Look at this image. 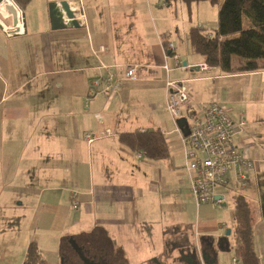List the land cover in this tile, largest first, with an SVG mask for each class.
Listing matches in <instances>:
<instances>
[{
    "label": "crops",
    "instance_id": "1",
    "mask_svg": "<svg viewBox=\"0 0 264 264\" xmlns=\"http://www.w3.org/2000/svg\"><path fill=\"white\" fill-rule=\"evenodd\" d=\"M33 1V5L40 4L37 14L45 22L43 29L36 26L34 16V23L26 22L23 34H5L6 38L0 30V212L5 213L0 218V233L13 235L0 237V246L5 244L0 264H23L31 242L38 244L49 264H63L74 250L73 243L96 249L108 264H131L132 253L126 246L156 238V228L164 244L162 256L155 257L159 261L165 260L178 236L189 230L197 244L203 239L200 246H206L211 258L215 256L212 248H217L214 264H238L242 260L233 232L236 194L244 195L250 206L253 247L264 264V188L257 192L251 187L244 191L232 188L233 184L242 187L236 172L228 174L230 189L223 190L219 216L205 214L198 220L197 215L175 214V180L191 182L184 145L165 107L167 82L184 81L191 109L203 113L218 100L229 107L235 120L244 119L246 123L235 135L236 145L257 160L245 170L247 185L242 188H246L248 182L260 179L257 166L264 165V109L262 104L253 109L260 102L251 101L257 91L258 100L264 98V69L224 73L206 64L192 46L182 45L198 25L189 14L199 3L67 0L80 26L54 30L47 4L62 0ZM1 13L0 22L13 26L12 16L3 9ZM199 23L213 22L204 17ZM167 42L174 44V52L187 61L188 69L175 65L173 57L166 58ZM32 44L34 59L29 55ZM66 46L70 54L63 51ZM28 61L37 65L36 73L29 76L23 69ZM128 65L138 66L136 79L125 76ZM109 71L121 82L118 90L110 97L90 95L91 80ZM106 129L114 134L92 143L84 138L86 132ZM154 130L166 138L167 157L150 159L120 139L123 133ZM138 152L145 155L140 158ZM72 192L77 193V208L72 205ZM5 196L15 204L6 203ZM185 196L196 203L191 187ZM227 197L232 201L230 221L222 216L228 210L224 208ZM16 221L17 226L12 224ZM20 234L24 242L18 246ZM153 260L146 264H156Z\"/></svg>",
    "mask_w": 264,
    "mask_h": 264
},
{
    "label": "built area",
    "instance_id": "2",
    "mask_svg": "<svg viewBox=\"0 0 264 264\" xmlns=\"http://www.w3.org/2000/svg\"><path fill=\"white\" fill-rule=\"evenodd\" d=\"M16 6V1L13 0ZM19 7V6H18ZM20 9V7H19ZM77 15V14H76ZM20 23V20H19ZM18 26L7 27L3 24V31L7 36L23 34L24 28ZM199 26L204 25L199 23ZM14 29V30H11ZM211 36V33L209 34ZM102 50L105 48L102 47ZM173 44L170 43V57H173ZM169 56L166 55V58ZM175 65L186 70L189 65L183 64L177 55L173 57ZM164 67L169 70L166 63ZM206 64H201V68H206ZM137 65H128L125 69V76L129 79L137 78ZM121 82L117 81L115 74L109 71L108 74L91 80L89 93H98L111 96L116 92ZM167 100L165 107L172 116L177 132L184 145L185 168L188 173L193 196L198 206L205 203L218 204L216 196L224 195V189L229 186L230 172H236V180L242 187L247 185L246 169L253 168L256 159L249 158L235 143L234 136L238 129L246 122L244 119L235 120L229 113V109L218 100L213 101L204 108L203 113L189 107V87L184 81L167 82ZM186 118L188 133L185 134L178 124V120ZM114 134L110 129L104 132H86L84 138L87 142L102 138L104 135ZM142 158L144 152H138ZM72 205L79 206L76 192H72ZM222 200L219 201V204Z\"/></svg>",
    "mask_w": 264,
    "mask_h": 264
},
{
    "label": "trees",
    "instance_id": "3",
    "mask_svg": "<svg viewBox=\"0 0 264 264\" xmlns=\"http://www.w3.org/2000/svg\"><path fill=\"white\" fill-rule=\"evenodd\" d=\"M23 9L31 0H15ZM220 5L217 26L195 25L189 39L206 64L224 73L264 69V0H183ZM211 33V36L209 35ZM236 61V63H234ZM121 141L134 150H143L150 159L169 155L166 138L160 130L129 132ZM191 226H188L190 229ZM234 236L238 257L244 264H260L253 247L252 211L242 194L234 196ZM189 238V230L178 236ZM23 264H49L36 242H31Z\"/></svg>",
    "mask_w": 264,
    "mask_h": 264
},
{
    "label": "rangeland",
    "instance_id": "4",
    "mask_svg": "<svg viewBox=\"0 0 264 264\" xmlns=\"http://www.w3.org/2000/svg\"><path fill=\"white\" fill-rule=\"evenodd\" d=\"M33 2L34 1L31 0L23 9L16 2L17 5L20 7V11L18 10L20 12L19 13V15H20L19 16V20L22 21V24H23L22 11H24V13H25V21L28 22L29 25L34 23V21H35L36 26L39 29H43L45 27V24H44L45 22L41 18H39V15L37 14L38 11L41 9L40 4L33 5L34 4ZM51 2H53V1H48V4H47L48 10H49V4ZM196 6H198V4H194L193 5V9H192V11L189 14L191 16V19H192L193 23H198L199 24V21H203L204 17H206V18H210L213 23L212 24L206 23V24H204L205 26L211 27V26L215 25L216 23L218 24V14H219V9H220V5L219 4L211 3V2H207L206 1V2H203V3H199L198 9H196L197 8ZM206 6H208L207 9L203 10ZM210 8H213L212 11H210ZM214 8L216 9V13H215V9ZM185 13L188 14L187 11H185ZM34 16H35V20L32 21ZM10 20L13 22L12 19H10ZM7 25L11 26V22H10V24H7ZM0 30H1V33L4 35V37H6V35H5L6 33H3V31H2L3 29L0 28ZM11 30H14V29H11ZM24 32H25V30H24ZM163 38H164V36L161 39H163ZM184 39L185 38H183L184 42H183L182 45L185 48H186L187 44H189L190 46H192L194 48V46L190 42L189 38L186 41ZM170 43H172V42H167L166 43V50H167V54L166 55H168L169 57H170ZM33 46H34V44H32L30 46L31 47V52H30L29 55L32 56L31 59H34L36 57V54L34 53V47ZM172 50L173 51L171 52V54L174 57V55H177L174 52V44H173V49ZM194 50H195V48H194ZM63 51L65 52V54H70L68 46L63 47ZM178 58H179V56H178ZM179 60H180V58H179ZM28 62L24 64V68H23L24 72H25V74L27 76H29L30 73H32V72L36 73L35 67H37V65L36 66L32 65V63H34V62H32V63H30V62L28 63ZM182 63H183V61H182ZM234 63H236V61H234ZM177 66L180 67L179 65H177ZM39 80L34 81V84H37V82ZM34 88L38 89L39 85H38V87L36 86ZM166 89H167V86H166ZM256 93L257 94L254 96V98H251V101L252 102H260V104L257 105V103H256L253 106V109H255V110L259 109L261 107V104L263 105V109H264V98L258 100V91ZM228 109H229V107H228ZM247 122H248V120H247ZM244 129H248L247 126H244ZM255 129H256V127H254V130ZM256 134H257V132L255 134H253L254 138L256 137ZM234 140H235V143H236L237 138L235 136H234ZM260 165H261V163H260ZM257 168H259L258 171H260V175H259L260 179L259 180H254L252 182H248V187H246V188H242V187L238 188V186L235 185V184L231 185V187L232 188L234 187V189L237 188L240 191H244V189H248L250 187L253 188L251 191H256V192L260 191L262 188H264V180H263V178H264V165H261V167L257 166ZM253 171H254V169H253ZM252 178L254 179V175L252 176ZM253 179H251V180H253ZM3 182H6V180H3ZM174 186H175L174 205H175V214L176 215L179 214V213L180 214L181 213H186L187 218H191V215H192V217H194V215L195 216L197 215L198 220H200V219L203 220V217L205 216V214L211 216V218L216 213L219 216V213L221 212L220 208H222L220 205H215L214 203H207V204L205 203V204H202L201 206H199L197 208L196 203L195 202L193 203V201H192L193 199L190 200V199L186 198L185 195H186L187 191H190L191 184L179 183L178 180L176 179L175 183H174ZM228 189H230V186H229ZM4 200H5L6 203L15 204L13 202V198H11L9 196H5ZM226 201H227L228 204L226 206H224V208L228 209V208L231 207V204H232L231 198L227 197ZM230 212H231V210L228 209L226 213L222 214V216H224L223 217L224 220L227 221L229 219L227 217H228V215H230ZM4 215H5V213L1 211L0 212V218H2ZM16 218L19 219L18 216ZM18 221L13 222L12 224L17 226L18 225ZM228 221H230V220H228ZM154 227H156V226H153V228ZM17 232H18V230H17ZM153 233H154V235L156 236L157 239L152 237V238H149V240H147L148 242H145L144 244H138V245H135V246H133V245L126 246L127 251L129 250V252L132 253V259L130 261L131 264H146L148 259H150L152 257L155 258L157 256H159V257L162 256L161 253H163L164 244H163V242L160 239V236H159L160 232L156 228L153 231ZM10 234H12V233H0V237L6 238L8 236H13V235H10ZM18 238H19V241H20L18 246H20V244H22L24 242V235L20 234V236ZM4 245L5 244H2V246H0V254H3L4 251H5V246ZM238 264H244V263L242 261H239Z\"/></svg>",
    "mask_w": 264,
    "mask_h": 264
},
{
    "label": "water",
    "instance_id": "5",
    "mask_svg": "<svg viewBox=\"0 0 264 264\" xmlns=\"http://www.w3.org/2000/svg\"><path fill=\"white\" fill-rule=\"evenodd\" d=\"M4 0H0V16L4 18L2 12V9L7 12V14L12 16L13 19V26H18L19 23V11L17 8L11 4H5L2 7V3ZM49 17H50V23L51 27L54 30L57 29H65L69 26H75L79 27L80 26V21L77 18L75 10L72 8L70 5L69 1L67 0H62L60 2H51L49 4ZM22 19H23V27L24 30H26V21H25V13L22 11ZM10 23V22H9ZM0 28H3L2 22H0ZM14 35L17 34V32L13 33ZM183 64H187V61H183ZM179 126L182 128L183 132L185 134L188 133V127H187V121L186 118H181L178 120ZM218 200V205L219 201L223 199L224 196L219 194V188H218V195L215 198ZM231 233L230 229H227L226 235H229ZM196 241V240H195ZM203 243V239H201L200 243H196L194 247L189 246L188 248H184L181 251H179V255L181 257H187L188 261H192L191 264H214L217 259H216V254L215 252L217 251V248H212V251L214 252V258H211V255L208 253V250L206 246H200ZM214 241L212 242L213 246ZM220 240H218V249H220ZM74 248L80 253V258L82 260V264H98L95 261L88 259L83 253L82 249L80 248L77 243H73ZM190 252L194 256H190ZM154 261H156L158 264H162L157 258H154ZM195 261V262H194ZM81 264V263H80Z\"/></svg>",
    "mask_w": 264,
    "mask_h": 264
},
{
    "label": "flooded vegetation",
    "instance_id": "6",
    "mask_svg": "<svg viewBox=\"0 0 264 264\" xmlns=\"http://www.w3.org/2000/svg\"><path fill=\"white\" fill-rule=\"evenodd\" d=\"M8 27V26H7ZM186 240L184 238H178L176 239L166 251V258L165 260L160 261L162 264H191L190 261L187 260V257H181L179 255V251H181L184 248H188L189 246L194 247L196 245V240L194 237L190 236ZM82 247V248H81ZM82 253L88 258L93 261H95L98 264H108V261L105 260L101 252H97L96 249L90 248L86 249L85 246H81ZM74 248V247H73ZM174 253V254H173ZM190 256L194 258L192 253L190 252ZM64 263L63 264H82V260L80 258V253L74 248L73 252L69 256L64 257ZM154 261V260H153ZM195 262V261H194ZM153 263V262H150ZM158 264V263H156Z\"/></svg>",
    "mask_w": 264,
    "mask_h": 264
},
{
    "label": "bare ground",
    "instance_id": "7",
    "mask_svg": "<svg viewBox=\"0 0 264 264\" xmlns=\"http://www.w3.org/2000/svg\"><path fill=\"white\" fill-rule=\"evenodd\" d=\"M3 4H11L13 6H15L17 8V10L20 11L19 7L15 5V3L13 2V0H4ZM20 13V12H19ZM9 28V27H8ZM18 28H22L23 29V24L22 22L19 23V27Z\"/></svg>",
    "mask_w": 264,
    "mask_h": 264
}]
</instances>
